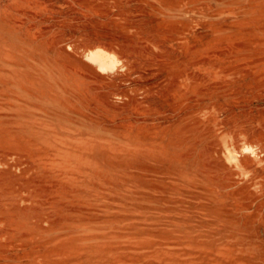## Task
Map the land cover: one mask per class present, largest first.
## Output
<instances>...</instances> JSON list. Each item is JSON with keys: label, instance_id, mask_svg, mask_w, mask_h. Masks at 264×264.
Listing matches in <instances>:
<instances>
[{"label": "rangeland", "instance_id": "1", "mask_svg": "<svg viewBox=\"0 0 264 264\" xmlns=\"http://www.w3.org/2000/svg\"><path fill=\"white\" fill-rule=\"evenodd\" d=\"M0 264H264V0H0Z\"/></svg>", "mask_w": 264, "mask_h": 264}]
</instances>
